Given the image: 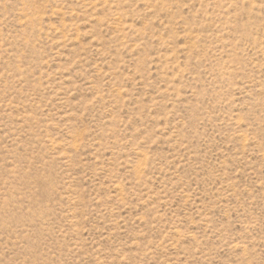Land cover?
<instances>
[{"label":"rangeland","instance_id":"374dc122","mask_svg":"<svg viewBox=\"0 0 264 264\" xmlns=\"http://www.w3.org/2000/svg\"><path fill=\"white\" fill-rule=\"evenodd\" d=\"M0 264H264V0H0Z\"/></svg>","mask_w":264,"mask_h":264}]
</instances>
